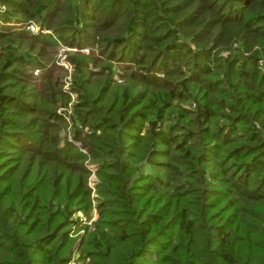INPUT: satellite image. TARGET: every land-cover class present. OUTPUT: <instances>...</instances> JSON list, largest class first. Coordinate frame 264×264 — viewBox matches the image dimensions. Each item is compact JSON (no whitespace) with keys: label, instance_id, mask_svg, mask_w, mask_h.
Returning <instances> with one entry per match:
<instances>
[{"label":"trees","instance_id":"16d2710c","mask_svg":"<svg viewBox=\"0 0 264 264\" xmlns=\"http://www.w3.org/2000/svg\"><path fill=\"white\" fill-rule=\"evenodd\" d=\"M73 256L264 264V0H0V264Z\"/></svg>","mask_w":264,"mask_h":264},{"label":"rangeland","instance_id":"374dc122","mask_svg":"<svg viewBox=\"0 0 264 264\" xmlns=\"http://www.w3.org/2000/svg\"><path fill=\"white\" fill-rule=\"evenodd\" d=\"M33 24H35V26H36V22L35 21H33ZM63 48L64 47H61V50H63ZM62 56L64 57V54H62ZM61 56V57H62ZM62 60V62L61 63H64V65L65 64H67V63H65V61H63V59H61ZM66 66V65H65ZM69 66V65H68ZM69 68V72H70V69H71V67H68ZM66 78H65V83H64V85H63V88H68L69 87V83H70V74H68L67 76H65ZM121 78V77H120ZM122 80V79H121ZM118 81V80H117ZM75 95V94H74ZM73 95V96H74ZM90 184L91 185H93V180H97V176H96V174H95V170L93 169L92 170V173L90 174ZM77 214V213H76ZM81 216H82V218L83 217H85V215L83 214V212L81 211ZM92 216H95V214H94V212H93V215ZM82 222L83 223H85V222H87L88 223V220L86 219V217H85V219L84 220H82ZM82 226V224H80V226H79V229L78 228H75L74 230H72V232L70 233L71 234V237H73V238H75V241L77 240V239H79L80 238V234H82V232H83V228L81 227ZM70 264H85L84 263V260L82 259V258H79V259H76V260H74L73 262H71Z\"/></svg>","mask_w":264,"mask_h":264},{"label":"built area","instance_id":"2783aa9c","mask_svg":"<svg viewBox=\"0 0 264 264\" xmlns=\"http://www.w3.org/2000/svg\"><path fill=\"white\" fill-rule=\"evenodd\" d=\"M1 7H3V6H1ZM27 27L30 28L31 30H34V31L38 29L37 24H36V26H35V24H33V22H30L29 24H27ZM81 50H82V51H86V52H88V48H87V47L81 48ZM60 59H63V56H62ZM65 63H66V62H65ZM65 65L68 66V63L65 64ZM115 77H116V79H117L118 81H121V78H120L117 74L115 75ZM77 214L82 218V216H81V215H82V214H81V211H78ZM93 218H94V216H92L91 219L88 220V222L90 223L91 220H92ZM82 219L84 220L85 217H83ZM74 260H76V256H73V258H72V260L70 261V263L73 262Z\"/></svg>","mask_w":264,"mask_h":264}]
</instances>
